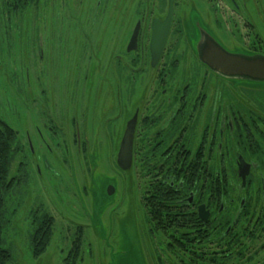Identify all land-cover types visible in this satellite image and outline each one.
Here are the masks:
<instances>
[{
  "label": "rangeland",
  "instance_id": "rangeland-1",
  "mask_svg": "<svg viewBox=\"0 0 264 264\" xmlns=\"http://www.w3.org/2000/svg\"><path fill=\"white\" fill-rule=\"evenodd\" d=\"M14 4L0 0V120L18 144L9 168L16 185L3 196L7 264H180L167 236L149 230L145 169L134 163L122 171L116 156L136 107L177 99L186 84L193 97L203 81L213 95L220 82L199 65L187 23L198 12L213 27L208 6L176 0L162 56L151 68L149 22L164 16L165 0ZM250 6L257 22V6ZM138 20L144 35L136 51L126 52ZM219 35L234 44L227 28ZM43 214L53 219L51 234L34 256L31 237Z\"/></svg>",
  "mask_w": 264,
  "mask_h": 264
},
{
  "label": "flooded vegetation",
  "instance_id": "flooded-vegetation-1",
  "mask_svg": "<svg viewBox=\"0 0 264 264\" xmlns=\"http://www.w3.org/2000/svg\"><path fill=\"white\" fill-rule=\"evenodd\" d=\"M202 1L213 16V27L198 12L191 21L188 18L192 39L196 38L194 50L203 30L230 53L264 57V0ZM250 4L257 6V22ZM163 7L164 16L149 22L150 37L153 21H164L171 8L167 38L170 34L176 0H165ZM137 24L136 49L129 52L137 50L146 29L144 21ZM223 28L233 36V45L218 37ZM198 62L220 82L213 84V95L210 83L203 81L193 97L186 84L177 99L166 97L157 107H136L129 169L135 163L146 171L143 203L151 233L162 231L154 229L160 210L172 209L180 226L178 239L196 249L197 264H264V256H258L264 252V81L223 78ZM162 77L164 72L158 78ZM165 91L162 87L161 93Z\"/></svg>",
  "mask_w": 264,
  "mask_h": 264
},
{
  "label": "water",
  "instance_id": "water-1",
  "mask_svg": "<svg viewBox=\"0 0 264 264\" xmlns=\"http://www.w3.org/2000/svg\"><path fill=\"white\" fill-rule=\"evenodd\" d=\"M171 22V8L164 21L154 20L152 23V36L150 37L149 51L150 63L154 67L161 55ZM139 24L134 28L127 46V52L136 49ZM195 52L198 60L213 73L227 79H244L251 82L264 81V57L246 56L230 53L223 49L213 37L200 30V38L196 44ZM136 116L134 115L126 124L120 146L116 156V163L121 170H128L131 165L132 138ZM113 191L108 189L110 194Z\"/></svg>",
  "mask_w": 264,
  "mask_h": 264
},
{
  "label": "trees",
  "instance_id": "trees-1",
  "mask_svg": "<svg viewBox=\"0 0 264 264\" xmlns=\"http://www.w3.org/2000/svg\"><path fill=\"white\" fill-rule=\"evenodd\" d=\"M16 5H23L27 0H13ZM19 2V3H18ZM14 4V5H15ZM17 6H14V9H17ZM18 146L16 141V133L2 120H0V244H1V236L3 229V207L4 193L9 192L16 185V180L14 178H9V168L14 153L16 151V147ZM168 200H171L169 196ZM174 211L172 209H163L160 210V223L154 224L155 230L160 231L163 235L167 236V248L174 251H177V259L180 264H197V257L195 255V248L188 244V240L181 242L178 239L180 234V226L177 225V216H175ZM158 218L155 220H159ZM175 220L176 222H174ZM53 219L45 214H43L36 221V229L32 234L31 241L33 245V255L38 256L41 254L46 248L50 234H51V225ZM169 223V225H167ZM158 225V226H157ZM164 225L167 229L162 227ZM178 239V241H177ZM181 242V243H180ZM78 244H74V252L78 249ZM10 260V253L1 247L0 245V264H7Z\"/></svg>",
  "mask_w": 264,
  "mask_h": 264
}]
</instances>
